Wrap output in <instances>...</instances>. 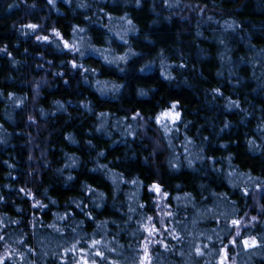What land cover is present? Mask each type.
I'll list each match as a JSON object with an SVG mask.
<instances>
[{
  "label": "trees",
  "instance_id": "1",
  "mask_svg": "<svg viewBox=\"0 0 264 264\" xmlns=\"http://www.w3.org/2000/svg\"><path fill=\"white\" fill-rule=\"evenodd\" d=\"M0 237V264H264V0H0Z\"/></svg>",
  "mask_w": 264,
  "mask_h": 264
},
{
  "label": "snow or ice",
  "instance_id": "2",
  "mask_svg": "<svg viewBox=\"0 0 264 264\" xmlns=\"http://www.w3.org/2000/svg\"><path fill=\"white\" fill-rule=\"evenodd\" d=\"M51 2H52V0H49V3H51ZM27 27H29V28H31V29L34 30L37 26H36V25H27ZM54 35L57 36V37H60V33H59V32H55V31H54ZM37 39H38V40L47 41V40H48V37H39V36H38ZM64 46H65V48H69V47H70L69 44H68L67 42H64ZM72 66H73V67H77V65L74 64V63H73ZM175 107H176V105L173 104V105H172V108L175 109ZM137 115H139V114H137ZM162 115H164V114H162ZM179 116H180L179 112H176V113H175V119H179ZM157 122H158V123L160 122V117H157ZM154 187H156V190L159 191V189H158L157 186H154ZM232 223L235 224V225H238V224H239V221H235V220H234ZM153 230H154V229H153ZM237 235H239V232H237ZM0 239H2V237H0ZM233 243H235V241H233ZM93 244H99V241H93ZM243 244L245 245V247H248V246H249V241H248V240H244V241H243ZM252 244H253V245L255 244V241H254V240L252 241ZM73 247H75V245H74ZM95 255H97V256H102V253H100V252H96ZM78 264H80V262H78ZM83 264H88V261H87V260H84V261H83ZM92 264H95V261H92Z\"/></svg>",
  "mask_w": 264,
  "mask_h": 264
},
{
  "label": "rangeland",
  "instance_id": "3",
  "mask_svg": "<svg viewBox=\"0 0 264 264\" xmlns=\"http://www.w3.org/2000/svg\"><path fill=\"white\" fill-rule=\"evenodd\" d=\"M172 119H173V115H168V116H165L161 120V122H162V124H165V126H169V124H171V122H172ZM221 264H230V263H221Z\"/></svg>",
  "mask_w": 264,
  "mask_h": 264
}]
</instances>
